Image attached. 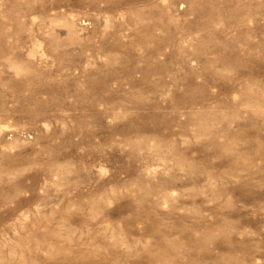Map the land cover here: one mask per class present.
<instances>
[{
	"label": "rangeland",
	"instance_id": "obj_1",
	"mask_svg": "<svg viewBox=\"0 0 264 264\" xmlns=\"http://www.w3.org/2000/svg\"><path fill=\"white\" fill-rule=\"evenodd\" d=\"M0 264H264V0H0Z\"/></svg>",
	"mask_w": 264,
	"mask_h": 264
},
{
	"label": "bare ground",
	"instance_id": "obj_2",
	"mask_svg": "<svg viewBox=\"0 0 264 264\" xmlns=\"http://www.w3.org/2000/svg\"><path fill=\"white\" fill-rule=\"evenodd\" d=\"M131 52V51H130ZM115 76V75H114ZM7 165V164H6ZM17 193V192H16ZM29 243V242H28Z\"/></svg>",
	"mask_w": 264,
	"mask_h": 264
}]
</instances>
